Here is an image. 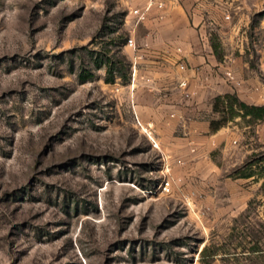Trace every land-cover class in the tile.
Returning a JSON list of instances; mask_svg holds the SVG:
<instances>
[{
	"label": "rangeland",
	"instance_id": "obj_1",
	"mask_svg": "<svg viewBox=\"0 0 264 264\" xmlns=\"http://www.w3.org/2000/svg\"><path fill=\"white\" fill-rule=\"evenodd\" d=\"M130 12L0 0V264H264V119L241 115L239 145L182 179L126 88ZM228 20L226 47L264 81V0Z\"/></svg>",
	"mask_w": 264,
	"mask_h": 264
},
{
	"label": "crops",
	"instance_id": "obj_2",
	"mask_svg": "<svg viewBox=\"0 0 264 264\" xmlns=\"http://www.w3.org/2000/svg\"><path fill=\"white\" fill-rule=\"evenodd\" d=\"M123 1L133 17L128 38L135 41L124 44L131 62L126 88L138 118L151 124L158 138L171 141L170 154L181 160L179 174L187 180L203 165L214 164L210 155L215 148L238 143L241 115L212 128L218 95L235 93L248 103L264 104V81L243 73L242 55L232 53L225 38L230 12L257 8L263 0ZM135 8L145 17L139 19Z\"/></svg>",
	"mask_w": 264,
	"mask_h": 264
},
{
	"label": "trees",
	"instance_id": "obj_3",
	"mask_svg": "<svg viewBox=\"0 0 264 264\" xmlns=\"http://www.w3.org/2000/svg\"><path fill=\"white\" fill-rule=\"evenodd\" d=\"M127 40L125 39L123 41V43H126ZM105 61L104 60H97L96 64L98 66H101L102 64H104ZM106 64L108 65V76L106 77V79L108 81H113L115 79V75H114V69H115V63L114 62H106ZM93 73H89L88 76H92ZM88 78L87 75L82 74V79H86ZM228 109V112H230L232 114V116L234 115H242V116H247L250 115L251 118L254 119H264V104H252V103H248L244 100H242L237 94L235 93H225L222 95H218L215 98V102H214V110L215 111H223L226 112V110ZM228 118L224 119H212L211 120V125L212 128L214 130L220 128L223 124L226 123V120ZM254 173L250 172H244L242 173L241 176H252Z\"/></svg>",
	"mask_w": 264,
	"mask_h": 264
},
{
	"label": "built area",
	"instance_id": "obj_4",
	"mask_svg": "<svg viewBox=\"0 0 264 264\" xmlns=\"http://www.w3.org/2000/svg\"><path fill=\"white\" fill-rule=\"evenodd\" d=\"M163 4H164V3H163L162 1L159 3L160 6H163ZM134 12L138 15V18H139V19L145 17V12L140 11L138 8H135V9H134ZM127 43L130 44V45H134L135 41H134V39H133L132 37H129V38L127 39ZM182 66H184V65H182ZM181 85H186V81L183 80V81L181 82ZM179 162H181V160H179ZM161 185H162L163 190H164L165 192H167V193H171V192H172V190H173V180H172L170 177L165 178V179L162 181Z\"/></svg>",
	"mask_w": 264,
	"mask_h": 264
}]
</instances>
